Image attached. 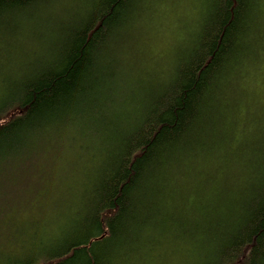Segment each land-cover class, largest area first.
<instances>
[{
  "label": "trees",
  "instance_id": "1",
  "mask_svg": "<svg viewBox=\"0 0 264 264\" xmlns=\"http://www.w3.org/2000/svg\"><path fill=\"white\" fill-rule=\"evenodd\" d=\"M175 6L164 40L159 6L116 31L127 10L0 0V264H241L253 241L264 264V120L229 95L259 6Z\"/></svg>",
  "mask_w": 264,
  "mask_h": 264
},
{
  "label": "snow or ice",
  "instance_id": "2",
  "mask_svg": "<svg viewBox=\"0 0 264 264\" xmlns=\"http://www.w3.org/2000/svg\"><path fill=\"white\" fill-rule=\"evenodd\" d=\"M45 4H52L59 7H71V6H82V7H95L97 9L107 5L109 8L120 12H127L129 14L118 15V24L116 31H121V25L124 21L131 23V9L129 5L140 6H159L164 7L166 5L176 4H210L216 12L223 16L227 14L229 9H235L240 0H42ZM246 2L252 5H258L260 9L259 26L258 31L250 30L247 34L246 42L244 44L243 51L236 49L234 55L239 56L243 64V71L239 74L243 76L246 83L243 87L240 86L239 81H234V87L229 90V95L232 98V102L236 108L239 109L241 105L248 108L246 113L249 120H253L257 114L264 120V0H246ZM240 44V41H237ZM6 36L4 32L3 20L0 19V108L3 106V99L6 93V77L7 69L6 59ZM206 63H211L207 61ZM175 68L176 65H173ZM258 101V105L256 103ZM11 119V116L8 117ZM6 124L5 120H0V132L3 130V126ZM261 155L264 157V145H262ZM3 173V137L0 136V175ZM3 185L0 183V189ZM178 196L187 195L185 192H178ZM3 200L0 199V208H2ZM115 215V213H113ZM8 226L3 218L2 211H0V252L7 241ZM107 235V233H105ZM260 247L264 250V242H261ZM257 248L256 241H253L249 247H246L241 256V264L247 261V264H254L252 255Z\"/></svg>",
  "mask_w": 264,
  "mask_h": 264
},
{
  "label": "rangeland",
  "instance_id": "3",
  "mask_svg": "<svg viewBox=\"0 0 264 264\" xmlns=\"http://www.w3.org/2000/svg\"><path fill=\"white\" fill-rule=\"evenodd\" d=\"M158 11H159L158 15H162V17H160V22H159L160 23V30H161L160 38L161 37L164 38V36H166V37L168 36L167 26H170V25L172 26L171 23L174 24L176 22L175 19H177L179 17V14L183 10L182 9L176 10L175 5H171V6L166 5L164 7H159ZM173 28H175V24H174ZM172 35L174 36V34H172ZM160 38H158L156 40V42H154L155 44H157L158 49H160V48L162 49L165 45H167V42H168V41L164 42V44H163L160 42ZM164 40H165V38H164ZM171 40H173L172 36H171ZM171 40L168 43L171 44Z\"/></svg>",
  "mask_w": 264,
  "mask_h": 264
}]
</instances>
